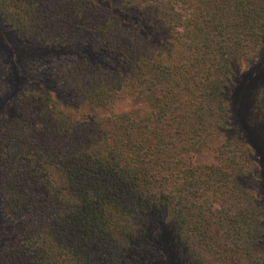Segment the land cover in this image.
I'll return each instance as SVG.
<instances>
[{"label":"trees","instance_id":"1","mask_svg":"<svg viewBox=\"0 0 264 264\" xmlns=\"http://www.w3.org/2000/svg\"><path fill=\"white\" fill-rule=\"evenodd\" d=\"M110 1L0 0L29 42L82 47L68 76L94 81L74 87L94 110L124 94L153 104L102 120L73 118L41 89L22 95L0 121V215L7 243L18 233L0 264H134L161 221L197 264H264L263 210L243 180L250 144L220 141L236 64L262 51L264 0ZM127 7L141 22L128 25ZM156 32L170 42L151 48ZM96 48L116 68L95 64ZM254 103L260 114L264 82ZM210 150L216 164L196 161Z\"/></svg>","mask_w":264,"mask_h":264},{"label":"rangeland","instance_id":"2","mask_svg":"<svg viewBox=\"0 0 264 264\" xmlns=\"http://www.w3.org/2000/svg\"><path fill=\"white\" fill-rule=\"evenodd\" d=\"M119 1L111 0L110 6L116 8ZM125 9L129 26L135 22H141L138 18L143 16L140 9L136 7ZM140 26H146L145 20ZM152 38L151 46L153 47L151 48L163 47L166 46V42H170L169 35L164 32H156ZM81 49L82 47L45 46L31 43L21 37L9 22L0 16V121L4 117L11 119L15 116L18 111L17 105L23 94L40 89L52 95L60 108L73 118H85L84 116L91 114L103 120L110 115L131 110H140L149 115L153 112V104L148 99L146 102H141L130 94H124L112 109L94 110L87 101L84 102L82 97L74 91V87L79 86L82 89L85 88V84L94 81L90 77L88 79L86 75L83 82L77 80L74 83L69 77V73L74 72L72 69L78 65L74 61L78 56H82ZM92 52L91 59L94 58L92 60L95 64L106 65L108 71L116 68L115 61L109 60L106 53H102L99 49ZM110 79L108 81L112 82ZM96 80L100 81V79ZM263 82L264 44L260 56L254 62L249 65L236 64L228 97L232 125L220 141L225 140L227 136L229 138L240 136L250 144L256 170L253 176L243 180L256 190L258 203L262 207L264 216V108L258 114L255 109L256 103H254V93ZM216 146L218 147V144ZM216 156V150L203 151L196 156V161L216 164ZM3 221L6 220H3L0 215V250L6 245L9 247L15 243L18 235L17 231L12 232V239L8 237L10 243H7V230ZM151 238V247H145L143 253H135L134 257L137 256V260L134 264H197L188 256L180 241L176 240L173 229L168 224L161 221ZM220 241L222 242L223 239L220 238ZM211 256L207 255L209 259Z\"/></svg>","mask_w":264,"mask_h":264}]
</instances>
